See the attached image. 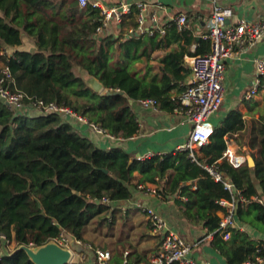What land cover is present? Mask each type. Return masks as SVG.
Segmentation results:
<instances>
[{
	"label": "trees",
	"instance_id": "16d2710c",
	"mask_svg": "<svg viewBox=\"0 0 264 264\" xmlns=\"http://www.w3.org/2000/svg\"><path fill=\"white\" fill-rule=\"evenodd\" d=\"M135 13L126 18L130 27L137 26ZM101 24L99 10L91 5L81 9L77 0H0V52L3 48L11 51L10 56H0V66L10 69L14 82L7 86L12 90L22 91L32 101L70 107L104 134L126 140L140 132L135 112L140 100L154 98L161 112L175 113L192 73L186 56L210 53L211 42L197 38L192 29L113 39L98 34ZM27 39L34 48L19 50ZM111 45L131 61L128 68H110ZM161 49L168 51L157 69L151 64L152 56ZM86 76L98 79L104 91L94 92ZM30 112L18 113L0 100V231L15 246L0 257V264H35L20 247L44 246L62 232L86 243L91 223L107 220L104 215L110 205L103 199L128 201L132 189L144 191L148 183L156 185L162 199L184 195L186 218L204 222L214 234L212 243L230 264L257 263V258H264L259 251L262 242L233 228L230 242L237 243L227 248L218 232L221 218L217 212L223 211L219 201L230 200L231 195L204 167L223 158L232 134L244 128L241 112L228 115L208 144L195 152V160L189 151L134 159L122 148L96 146L77 121L66 122L57 113ZM250 147L254 167L234 168L225 161L218 168L264 223V205L253 199H264V115ZM165 158L170 161L167 171L163 170ZM136 172L141 175L138 180ZM243 213L240 203L237 215Z\"/></svg>",
	"mask_w": 264,
	"mask_h": 264
},
{
	"label": "crops",
	"instance_id": "0c3cea01",
	"mask_svg": "<svg viewBox=\"0 0 264 264\" xmlns=\"http://www.w3.org/2000/svg\"><path fill=\"white\" fill-rule=\"evenodd\" d=\"M102 1L106 4H114L117 0ZM141 1H146L150 6L148 9L149 19H151L153 14H156L161 24L169 22L180 13L187 14L189 19L188 29H192L194 35L202 39H206L209 34L211 17L216 4L233 9V17L229 22L231 24H236L242 20L256 22L264 17V0ZM128 25L124 23L121 29H115L114 27V33L106 37L121 39L130 28ZM195 46H192V50H194ZM25 47H27L26 49L34 48L28 39L18 49H24ZM109 51V66L111 69L121 70L130 66L131 61L123 58L120 50L115 45H111ZM167 51L168 49L156 51L152 56L151 64L157 66L158 69L161 66L160 59L164 57ZM256 58L264 59V37L253 47H236L234 54L226 59L223 82L224 101L221 109L212 115L209 120L213 129L216 130L223 125L231 112H241L245 126L242 130L232 134V138L228 140L227 150L232 149L238 154H244L246 157L251 155V140L257 132L260 116L264 115V91L252 100L246 99V93L254 80V60ZM185 61H187L186 63L190 69L188 57ZM137 67L141 69L143 67L142 63H138ZM191 77L192 73L187 83H189ZM135 112L140 124V132L130 139L124 140L102 134L86 123H80L78 127L96 146L105 150L114 147L122 148L132 158L138 160L146 159L148 154L153 156L167 155L176 151L179 145L186 142L192 132V125L180 114L154 111L150 108H144L140 104H137ZM35 113L37 112L32 110L30 115ZM225 161L227 160L223 156L216 164L219 166L218 164ZM169 167L170 161L165 158L163 170L167 171ZM135 177V180H138L141 175L136 172ZM187 184H191V181L187 182ZM146 187L147 189L144 191L132 189L133 196L128 201L111 202L109 212L104 215V219L107 218V220L103 221V223H100V220L94 221L98 226L96 230L100 231L99 236L102 235L105 240H96L91 237V231L93 230L91 223L87 230L90 240H87V233L85 235L88 245L98 249L109 250L112 253V262L114 264H150L151 257L156 254L160 245L159 237L153 233L151 225L143 212V208H152L165 218L171 230L176 231L192 245L191 257L194 260H207L211 264H230L227 257L212 243L214 234L208 231L204 226V222L192 223L186 218L184 202H187V198L184 195H180L179 198L178 193L162 199L156 194V185L148 183ZM191 189H196V186H192ZM253 199L255 200V198ZM178 200L181 202H178ZM247 204L248 202L243 204L244 213L242 217L236 213L233 229L247 234L255 242L264 244V223L258 219L256 211L251 207H247ZM217 214L221 218L223 211H219ZM108 228L110 231H108ZM70 240L73 250L76 251L72 257L71 264H93L95 254L93 250L85 248L87 242L78 246L76 240L72 238ZM236 243L237 241L230 242L229 239L227 248L232 249ZM126 253H128V262L124 263ZM254 264H264V262Z\"/></svg>",
	"mask_w": 264,
	"mask_h": 264
},
{
	"label": "built area",
	"instance_id": "2783aa9c",
	"mask_svg": "<svg viewBox=\"0 0 264 264\" xmlns=\"http://www.w3.org/2000/svg\"><path fill=\"white\" fill-rule=\"evenodd\" d=\"M77 1L81 9H86L91 5L94 9L99 10L102 24L97 29L98 34H106L107 36L113 34V28H120L125 23L126 18L133 14L134 10L136 11L135 22L137 26L130 27L126 36L141 34L152 36L155 32L165 35L169 31H184L189 28V19L185 13L178 14L165 24L159 22L156 14H153L151 19H149L148 9L150 6L146 1L117 0L114 4H106L102 0ZM232 17L233 9L231 7H221L216 4L211 17L209 34L206 38V40L211 42V52L194 57L186 56V58L188 57L192 77L180 96V105L175 110V113L184 116L193 128L189 138L185 143L179 145L176 151H189L190 157L194 160L196 157L195 152H198L199 149L208 144L210 137L214 133L209 120L212 115L221 109L224 101L223 82L226 59L234 54L236 47H253L264 37V17L256 22L242 20L236 24H231L229 22ZM10 55L11 51L8 48H3L0 52L2 57ZM254 64L255 75L253 83L246 93L247 100H252L264 91V59L256 58ZM0 74V100L11 110L18 113H26V111L29 113L32 110L42 114L57 113L66 122L77 121L86 123L94 130L102 134L105 133L94 124H90L85 117L79 115L70 107L44 101H32L22 91L12 90L7 84L13 83L14 80L10 69L5 64L0 66ZM26 99L29 100L28 103ZM139 104L144 108L160 111L159 103L154 98L140 100ZM152 156L148 154L146 158ZM224 156L234 168H240L247 164V157L244 154L236 153L232 149H228ZM204 167L215 181L223 183L225 189L231 195L230 200L223 199L219 201L223 209V216L221 217L218 232L224 241L227 242L230 239V230L236 220L237 208L240 203H246L247 199L242 196L226 174L219 170L216 163L211 166L205 165ZM140 188L143 189V187ZM255 200L264 205V199L255 198ZM103 202L111 204L107 199H103ZM143 212L151 225L153 233L160 239L158 251L151 257L150 264H211L207 260H194L191 257L192 245L176 231L171 230L165 218L158 211L152 208H143ZM52 242H55L63 249L69 250L72 260L76 251L73 250L72 242L64 232ZM76 244L78 246L84 245L81 240H76ZM14 247L10 239L0 231V257L6 255L7 251L13 250ZM85 248L93 250L95 254L93 264H114L112 262V253L109 250L94 248L88 244H86ZM259 251L264 252V244ZM127 255L128 253L125 254L126 260L124 263L128 262ZM257 262H264V258H257Z\"/></svg>",
	"mask_w": 264,
	"mask_h": 264
},
{
	"label": "water",
	"instance_id": "95a60500",
	"mask_svg": "<svg viewBox=\"0 0 264 264\" xmlns=\"http://www.w3.org/2000/svg\"><path fill=\"white\" fill-rule=\"evenodd\" d=\"M85 82L96 93L104 91V85L93 76H86ZM130 102L132 103V101ZM247 164L249 167L255 166V161L251 155L247 156ZM19 250L25 251L35 264H71V252L63 249L55 242L34 248L22 246Z\"/></svg>",
	"mask_w": 264,
	"mask_h": 264
},
{
	"label": "rangeland",
	"instance_id": "374dc122",
	"mask_svg": "<svg viewBox=\"0 0 264 264\" xmlns=\"http://www.w3.org/2000/svg\"><path fill=\"white\" fill-rule=\"evenodd\" d=\"M25 48H27V47H25ZM94 226H96V227L94 228ZM92 227H93V230L91 231V237H93V239H96V240H99V239L105 240V238L102 235L99 236V232L100 231L96 230V229H98V226H97L96 222L92 223ZM108 231H110L109 228H108ZM96 235H97V238H96ZM98 236H99V238H98ZM87 240H90V237H89L88 233H87ZM87 244H88V242H87Z\"/></svg>",
	"mask_w": 264,
	"mask_h": 264
}]
</instances>
